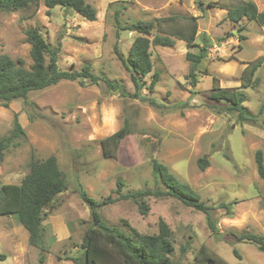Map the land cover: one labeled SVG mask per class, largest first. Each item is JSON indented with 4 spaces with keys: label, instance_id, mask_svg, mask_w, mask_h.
I'll return each instance as SVG.
<instances>
[{
    "label": "rangeland",
    "instance_id": "obj_1",
    "mask_svg": "<svg viewBox=\"0 0 264 264\" xmlns=\"http://www.w3.org/2000/svg\"><path fill=\"white\" fill-rule=\"evenodd\" d=\"M87 1L97 10L95 20L61 5L49 8L45 0H38L31 18L25 16L34 5L0 12V54L22 60L29 68L31 45L26 30L38 27L50 45L59 48L61 69L81 71L89 64L99 78L63 79L31 91L27 101L19 98L0 105V137L11 134L16 120L24 129L0 160V184L20 183L32 160L51 154L68 179V189L45 210L42 243L46 250L30 244L28 230L16 215H0V253L4 254L0 264H74L70 257L80 253L84 233L93 223L90 204L80 191L101 202L118 196V180L123 181L122 193L167 190L166 185L155 184V160L167 165L199 194V201L210 206L217 230L210 227L207 213L167 195L146 197V215L131 198L103 204L98 211L107 223L130 233V226L141 233H156L163 219L173 233L171 257L181 264L202 262L197 255L201 257L203 244L209 255L231 264H264L259 244L242 237L264 235V177L255 159L261 150L264 163V63L252 77L253 86L240 88L245 94L243 108L251 119L242 120L239 111H228V102L212 95L216 87L236 89L247 81L249 72L244 68L264 56V24L247 17L237 23L227 17L229 8L245 0ZM253 1L264 11V0ZM171 16L175 19L169 20ZM159 18L165 28L186 30L195 19L198 45L189 48L176 37L172 46L152 44L153 70L142 77L137 89L115 46L128 55L138 33L120 30L118 35L117 22L124 26ZM189 51L203 54L197 81L190 73ZM156 73L158 80L150 92ZM126 120L131 132L122 141L118 157H106L101 139ZM201 158L208 160L205 168Z\"/></svg>",
    "mask_w": 264,
    "mask_h": 264
},
{
    "label": "trees",
    "instance_id": "obj_2",
    "mask_svg": "<svg viewBox=\"0 0 264 264\" xmlns=\"http://www.w3.org/2000/svg\"><path fill=\"white\" fill-rule=\"evenodd\" d=\"M46 6L53 8L57 5L64 6L88 20H95L97 17L96 8L87 0H45ZM32 5L35 9L25 18H31L36 12L38 0H0L1 11L25 10ZM227 17L234 22H240L244 17L249 20H256L264 24V11H259L253 0H245L238 5L229 8ZM165 19V18H164ZM175 17H169L173 20ZM161 20H140L122 26L118 19V35L120 30L135 31L138 35L132 41L128 55H124L115 46L116 54L124 66L130 71L131 78L139 89L142 77L153 70L150 46H172L175 37L186 41L187 46L193 47L196 44L198 35V24L194 19L188 30L178 26L176 28H165L161 25ZM159 33L154 34L155 26ZM27 41L31 45L30 56L32 64L25 67L22 60L16 61L8 54H0V105L8 106L13 100L24 98L27 101L31 91L44 89L56 84L63 79H77L79 77H91L93 80L99 78L90 70L87 64L81 71L63 70L58 65L59 48H53L46 40L38 27H31L26 30ZM153 37L151 38L150 36ZM201 51L187 52V58L192 61L191 75L197 81V66L202 61ZM264 63V56L250 62L244 68V72H249L247 81H242L241 87L236 89L216 87L212 92L215 100L228 102L225 109L228 111H239L242 120L251 119L243 108L244 92L240 88L253 86V76L258 68ZM158 80L157 73L152 79L149 91H154V84ZM112 87H118L110 83ZM123 92V88H119ZM150 102L159 106L155 99L149 98ZM24 133L21 124L16 120L11 134L0 137V160L5 156L6 150L14 138L20 133ZM128 121L115 132L101 139L103 154L106 157L117 158L122 141L130 134ZM255 159L258 171L264 177V163L262 151L257 150ZM200 165L205 168L208 160L201 158ZM153 174L155 184H164L167 190L151 188L122 193L123 181L118 180V196H110L108 199L98 202L91 198L86 191L81 190V195L90 204L93 223L86 229L82 243L79 246L80 253L71 256L74 264H181L174 261L172 255L175 250L173 233L170 226L163 219L159 221V231L156 233H141L135 227L130 226L131 233L126 232L119 226L111 225L105 221L98 211V207L103 204L118 199H133L140 212L144 215L148 213V203L146 197L150 195H167L179 199L182 203L202 210L208 215V222L212 229L217 230L216 222L210 215V206L199 201L200 196L189 184L178 179L169 171L167 165L154 161ZM68 189V179L60 167L57 157L54 154L44 159H34L30 162V170L20 183L0 184V215H16L17 219L25 226L29 233L31 245L38 246L42 250L46 247L42 243V222L46 208L52 204L58 194ZM243 238L254 240L259 244V248L264 251V235L247 233ZM46 250V249H45ZM234 252L239 255L238 251ZM201 257L197 259L202 262L195 264H231L221 256L209 255V249L203 244L199 250ZM198 253V254H199ZM0 257L4 254L0 253ZM41 261L44 257L41 256Z\"/></svg>",
    "mask_w": 264,
    "mask_h": 264
}]
</instances>
